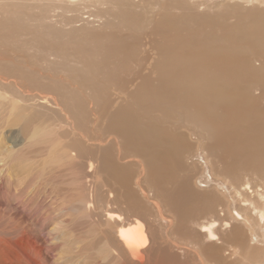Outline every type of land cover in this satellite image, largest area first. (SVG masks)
I'll list each match as a JSON object with an SVG mask.
<instances>
[{
	"label": "bare ground",
	"instance_id": "6f19581e",
	"mask_svg": "<svg viewBox=\"0 0 264 264\" xmlns=\"http://www.w3.org/2000/svg\"><path fill=\"white\" fill-rule=\"evenodd\" d=\"M164 3L157 18L144 20L131 0H0V9H37L34 24L13 23L3 11L0 30L13 23L10 35L16 41L30 35L26 45L39 53L1 69L15 81L43 86L51 97L39 104L56 100L75 124L109 112L105 128L113 138L85 172L98 176L104 190L81 195L76 207L98 232L94 246L103 264H182L180 246L156 245L158 227L172 230L208 264L237 255L264 264V182L245 179L229 210L218 209L221 184L209 170L231 175L233 184L243 172L264 175V0ZM144 66L152 77L142 74ZM111 87L113 96L127 99L109 111ZM190 136L201 143L199 153L189 155ZM68 147L82 156L79 139ZM116 156L134 161L120 164ZM135 169L143 174L136 183ZM12 197L0 188V264H68L56 260L57 245L28 230L31 218Z\"/></svg>",
	"mask_w": 264,
	"mask_h": 264
},
{
	"label": "rangeland",
	"instance_id": "374dc122",
	"mask_svg": "<svg viewBox=\"0 0 264 264\" xmlns=\"http://www.w3.org/2000/svg\"><path fill=\"white\" fill-rule=\"evenodd\" d=\"M131 1L136 5L138 12L143 15L144 20L157 18L165 5V0ZM1 8L4 7L1 6ZM17 10L22 9H16L13 6L11 9L8 7V10L0 9V20L5 15L3 11H8V16L9 13L11 14L9 16L11 20H15L13 23L25 21L34 24L32 16L36 14L37 9H26L20 12ZM86 16L83 15V19ZM227 18L230 19L228 16ZM91 19L92 17H88L86 20ZM13 23H7V27L0 30V60L4 58L7 60L3 64L0 62V179L2 180L0 188L10 197L18 198L14 200L12 197L9 200L15 204L14 207H19L20 212L23 211L31 218L28 230L43 235L50 240L49 242L57 245L54 254L59 263L69 261L68 264H103L99 248L94 246L100 241L98 232L89 230H95V228L85 221L76 207L78 208L77 201L81 195H88L91 192L99 194L104 190V188L101 189L98 176L89 179L86 178L85 172L89 168V161L92 163L96 160L99 153L102 154L104 145L113 138V135L109 134L105 128V117L109 112L103 113L102 116L88 115L89 118L83 120L82 124H75L61 110L56 100L49 102L48 105L39 104L41 97H51L49 91L43 86L30 85L6 77L4 70L1 69L2 65L4 66L9 61L19 60L21 56L28 59L39 56L37 47L31 48L26 45V40L30 38V35L24 33L17 41L13 35H10L15 26ZM94 24L96 25L97 22ZM142 74L152 77L146 66ZM58 76H60L59 73L50 75L53 78ZM138 82H133L127 90L131 91ZM75 87L76 85L73 89ZM77 88L80 89L79 86ZM115 89L116 87L110 88L112 106L109 111L127 99L124 93H116L118 96H113ZM27 119H29V125L24 128ZM36 130L42 132L46 136L45 139L34 141L32 135ZM184 131L190 135L188 130ZM72 138H77L82 143L81 157L77 156L76 150L68 147ZM188 141L189 155L199 153L202 149L201 143L194 142L192 136ZM53 153L55 155L65 153L70 158L59 157L55 160L52 159ZM116 159L120 164L134 161L132 158L123 160L117 156ZM211 169L213 167H209L213 182L221 184V187L216 188L217 196L221 200V204L219 206L217 204L218 209L227 207L229 210L234 189H237L245 179L248 178L256 186H261L264 182V175L255 177L243 172L237 176L240 180L239 184H233L231 175L219 171L215 175ZM188 173L187 168L180 172V176H186ZM140 174V169L133 171L131 177L134 183L142 179L143 174L142 176ZM208 179L209 176L203 180L208 181ZM198 181L200 178L196 176L194 184L198 185ZM213 182L211 187H214ZM248 228L251 229L252 234L255 233L253 228ZM164 230L163 227L156 228V245L164 243V245L180 246L179 248L184 249L183 253L179 254L182 264H208L196 248L182 241V238L171 232L172 230ZM244 230L247 233V229L244 228ZM237 256L230 257L232 259L225 256L227 257L225 264H255L252 257Z\"/></svg>",
	"mask_w": 264,
	"mask_h": 264
}]
</instances>
